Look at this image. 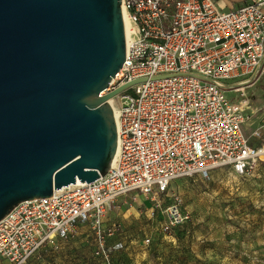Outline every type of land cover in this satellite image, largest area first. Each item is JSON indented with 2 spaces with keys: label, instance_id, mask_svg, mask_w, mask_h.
<instances>
[{
  "label": "built area",
  "instance_id": "built-area-1",
  "mask_svg": "<svg viewBox=\"0 0 264 264\" xmlns=\"http://www.w3.org/2000/svg\"><path fill=\"white\" fill-rule=\"evenodd\" d=\"M122 9L134 39L100 94L138 81L111 99L117 160L92 183L13 208L0 221V264H28L79 225H90L95 255L110 264L106 240L119 225L105 226V219L122 197L137 193L159 208V196L176 179L208 180L218 169L247 177L264 164V146H251L242 131L246 96H225L233 81L264 72V0L228 10L214 0H121ZM179 205L165 208L163 232L187 220Z\"/></svg>",
  "mask_w": 264,
  "mask_h": 264
},
{
  "label": "water",
  "instance_id": "water-1",
  "mask_svg": "<svg viewBox=\"0 0 264 264\" xmlns=\"http://www.w3.org/2000/svg\"><path fill=\"white\" fill-rule=\"evenodd\" d=\"M125 50L121 0H0V221L107 173Z\"/></svg>",
  "mask_w": 264,
  "mask_h": 264
},
{
  "label": "rangeland",
  "instance_id": "rangeland-1",
  "mask_svg": "<svg viewBox=\"0 0 264 264\" xmlns=\"http://www.w3.org/2000/svg\"><path fill=\"white\" fill-rule=\"evenodd\" d=\"M119 201L105 219V226L119 225L106 240L110 264H264V164L247 177L218 169L208 180L176 179L159 208L137 193ZM178 202L187 220L163 232L165 208ZM95 252L90 225H79L28 264H107Z\"/></svg>",
  "mask_w": 264,
  "mask_h": 264
},
{
  "label": "crops",
  "instance_id": "crops-1",
  "mask_svg": "<svg viewBox=\"0 0 264 264\" xmlns=\"http://www.w3.org/2000/svg\"><path fill=\"white\" fill-rule=\"evenodd\" d=\"M224 9H237L247 3L248 0H214ZM230 89L225 90V96L229 99L240 97L243 93L247 98L244 112L248 120L242 127L244 136L249 144L254 147L264 146V72L251 82L235 80Z\"/></svg>",
  "mask_w": 264,
  "mask_h": 264
},
{
  "label": "bare ground",
  "instance_id": "bare-ground-1",
  "mask_svg": "<svg viewBox=\"0 0 264 264\" xmlns=\"http://www.w3.org/2000/svg\"><path fill=\"white\" fill-rule=\"evenodd\" d=\"M122 17H123L124 30H125V40H126L127 43H129L131 40L134 39L133 25L131 24L129 19L126 17L124 9H122ZM110 104L112 105L113 110H114V112H113L114 113V120H115V123H116L117 122V115L115 113L114 101L110 100ZM118 152H119V146L117 145V150H116L115 157H114V159L112 161V166L115 164V162L117 160ZM58 191L59 190L55 191V193H57Z\"/></svg>",
  "mask_w": 264,
  "mask_h": 264
}]
</instances>
